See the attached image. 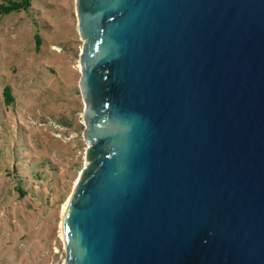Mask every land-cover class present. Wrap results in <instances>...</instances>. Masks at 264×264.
Wrapping results in <instances>:
<instances>
[{
  "label": "water",
  "instance_id": "water-1",
  "mask_svg": "<svg viewBox=\"0 0 264 264\" xmlns=\"http://www.w3.org/2000/svg\"><path fill=\"white\" fill-rule=\"evenodd\" d=\"M86 163L64 264H264V0H75Z\"/></svg>",
  "mask_w": 264,
  "mask_h": 264
},
{
  "label": "rangeland",
  "instance_id": "rangeland-1",
  "mask_svg": "<svg viewBox=\"0 0 264 264\" xmlns=\"http://www.w3.org/2000/svg\"><path fill=\"white\" fill-rule=\"evenodd\" d=\"M31 4L29 13L0 15V84H11L16 94L15 126L23 135L31 130L34 155L52 159L60 177L51 193L30 190L19 197L11 188L18 183L13 174L12 184L4 175L3 159L14 150L0 139V264H64L61 215L86 163L88 144L78 84L83 39L75 0Z\"/></svg>",
  "mask_w": 264,
  "mask_h": 264
},
{
  "label": "trees",
  "instance_id": "trees-1",
  "mask_svg": "<svg viewBox=\"0 0 264 264\" xmlns=\"http://www.w3.org/2000/svg\"><path fill=\"white\" fill-rule=\"evenodd\" d=\"M31 7V0H3L0 3V15H6L14 11L29 13ZM34 38L37 50H39L41 38L38 33L34 35ZM15 100L16 94L13 91L12 85L1 83L0 139L3 138L6 145L13 147L14 150L13 154L3 159L8 165L4 175L8 177L7 179L12 184L13 174L18 183L12 184L11 188L17 192L19 197L25 196L30 190H34L38 194L51 193L55 190L60 177L57 165L50 158H39L34 155V146L30 140V137L33 136L31 130L28 129V133L23 135L21 127L15 126L16 123L14 124L15 121L12 119V112L15 110L16 105ZM0 161H2L1 158ZM11 165H13V168H11ZM1 170L0 168V173Z\"/></svg>",
  "mask_w": 264,
  "mask_h": 264
},
{
  "label": "bare ground",
  "instance_id": "bare-ground-1",
  "mask_svg": "<svg viewBox=\"0 0 264 264\" xmlns=\"http://www.w3.org/2000/svg\"><path fill=\"white\" fill-rule=\"evenodd\" d=\"M66 204V203H65ZM65 204L63 205V211H62V213L64 212V209H65Z\"/></svg>",
  "mask_w": 264,
  "mask_h": 264
}]
</instances>
